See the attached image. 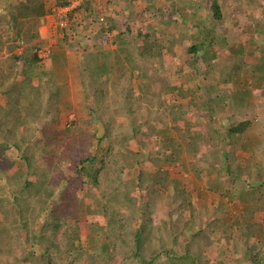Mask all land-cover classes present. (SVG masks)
Masks as SVG:
<instances>
[{"label":"trees","instance_id":"obj_1","mask_svg":"<svg viewBox=\"0 0 264 264\" xmlns=\"http://www.w3.org/2000/svg\"><path fill=\"white\" fill-rule=\"evenodd\" d=\"M74 1L0 0V24L5 23L10 26L9 30H6L7 41L9 44L14 43L9 46L10 57L6 62L10 63L8 71H10L11 77H16L15 85L8 88L11 78L0 71V96L5 97V102L2 101V103L7 101L10 109L14 110L13 113L15 112V129L17 125L23 127L25 123L29 124V109L31 110V108L37 110L44 121L48 118L43 114L45 109L44 103H40L42 99L40 98L37 108H35L36 96L32 97L30 93L26 92L27 88L33 87L30 78L40 72V64L44 60L38 50L45 44L42 41L39 44L34 43L36 40H40L38 30L40 21L52 12L54 14L59 8L70 7ZM119 1H122V6L124 3L128 6L123 7L126 8L125 14H122L114 5ZM131 1L136 2L137 0H104V3H100L104 8L107 4L113 6V9L107 14L110 15L109 19H105L101 17V12L95 10L97 5L94 0H82L81 5L68 14L70 22H67V28H62L71 32H66L67 35L62 40L66 37H72L74 40L78 38L75 45L80 47L79 51L84 57L82 63L79 64V69L82 70L81 85L84 80L86 86V90L82 87L83 104L91 97V89L98 94L94 106L89 107L87 118L81 120L76 126L78 130L74 131L73 142H77L82 151H85L94 140L99 144L105 139L114 140L110 152L113 153L112 161L115 168H112L111 163L109 169L106 166L108 175H105L104 179L113 183L111 184L112 190L108 184H105V188L109 193L108 201L116 203H114L112 214L104 206L103 217L98 220V222L106 221V239L103 240L100 235L92 236L90 239L91 250L94 254L81 252L82 257L80 256L79 263H77L73 251L77 250L75 242L80 237V227L75 222H69L77 218L75 211H73L74 219L68 217L70 214L67 212L62 213L59 210L51 215L49 203H43L40 206L41 203L37 201L33 204L28 201L24 202L19 197L22 206L20 211L18 207H14L17 208L15 210L19 218L16 223L25 231L27 242L31 244L30 249H26V252L23 251V254L32 264H64L63 255L53 258V255L63 253L66 258H71L67 264H162L164 262L174 264V261L180 262L182 259H177L178 254L173 247L168 245L164 231L167 227L178 231L181 226L164 219L157 221L154 218L155 212H160V209H156L158 203L173 198L172 202L175 205L180 203L183 212L186 213L183 218L185 219L184 223L188 224V229L183 225V230L189 233L185 236L184 252L180 255L181 258L189 260L188 264H264V180L254 179L259 176L261 166L257 167L251 163H247L245 166L235 165V162H238L236 154L221 151L217 157L221 161L220 164L223 165L218 172V183L216 182L217 184L214 185V191L217 193L214 196L215 200L209 201V205L201 204L202 207L196 202L200 195L194 190L195 188L187 189L186 186L181 185L182 188L178 187L171 191L166 189V184L170 179L168 170H156L152 180H147V175L142 172L140 182L147 181L145 187L147 186L148 190L147 194L143 192L138 197L133 195L136 191L134 184L123 180L127 169L126 163L129 161L135 164L139 163V158L146 151L149 152L151 158L157 156V162L164 161L169 165L176 161L185 163L186 159L182 156L184 152L191 154V157H194L195 153L200 154L199 162H208L210 156L206 153V141L210 138L214 140L222 137V132H218L216 124L218 123L216 116L222 108V106L220 107L222 100L232 97L235 100L234 104L238 105L235 107L241 109L243 99L238 96L242 93L246 97H250L251 88L264 92V75L261 77L259 74L260 77L251 84H248L249 79H247L253 75L252 72L257 75L261 71L258 68L264 67V43L260 42L261 46L258 47L257 41L258 48L255 49L260 65L244 68L243 74H239L240 72L233 71L229 61L215 60L217 57L212 45H219L218 40H221L220 42L225 40V37L216 35V32L219 31L218 24L223 16L217 0H213L211 9L208 11L217 20V24L213 23V25L208 20H206L207 23L198 22L195 24V27L206 31V39H201L192 45L183 44L182 46L186 50L184 54L190 53L193 55L192 58L184 54L181 55L177 51L185 35L179 38V34L176 37L171 32L178 28L187 29L190 26L187 25V27L185 21L189 15L195 13L192 10H198L201 7L199 2L201 0H146L143 4L144 9L139 12L145 17L143 30L136 26L139 20L136 12L138 9L134 2L130 3ZM51 3H53V8ZM84 9L88 10L89 20H93L95 24H101V27L82 38V35L76 36V31L81 25L73 22V16L75 10L83 11ZM92 11H94L93 14ZM154 21L158 23L156 26L152 23ZM188 34H191V31H188ZM7 41L4 42L0 36V53ZM224 44L230 46L227 42ZM20 47L23 48L22 52L15 54L16 49ZM237 63H242L241 69L245 66L243 59ZM18 67L24 71L21 72L25 76L22 84L19 82L20 78L18 77L20 76H16ZM89 77L91 79H88ZM136 80L140 82L138 88L135 87ZM237 85L243 88L239 90ZM12 88L11 92L9 89ZM37 90L39 93L42 86L41 90L40 87ZM50 96L53 98V92ZM179 98L183 100V103H179ZM121 101L125 115L132 125L128 129L118 128L109 119L112 107L121 104ZM54 105L57 107V103ZM176 107L183 113L194 115L192 120L186 119L180 126L172 127L173 131L180 132L181 129L186 131L189 140L187 146H182L184 134L181 132L179 136H176L166 121V117L172 115ZM0 109L1 113L5 110L0 114L1 124L2 116L9 118V108L5 109L0 104ZM176 112L178 113V111ZM199 114L207 118L204 121H207L208 126L213 129V132L208 133L209 136L203 134L201 130L203 123L201 119L203 118L196 117ZM98 120L105 125L106 135L103 139L97 137ZM235 123H232L231 126L230 123L225 125L229 126L226 131L227 144L230 142L241 146L244 141L248 142L246 139H250L249 143L251 142L252 146L256 147V144L264 142L262 138L264 137V120L249 119ZM28 129L27 127L23 132L24 139L17 140L12 137L10 130L9 133L0 125V150L5 157L3 163L0 164V180L6 173V167L13 169L18 164L17 161L24 160L26 165L36 161L37 158L31 151V146L25 148L26 143L32 144L33 142ZM153 130L158 132V136L162 137L161 135H163V138L157 141L158 147H151L147 140H142L144 134ZM255 131H257L256 135ZM240 137L243 138L242 144L238 143ZM132 142L136 144V151L128 148ZM219 142L220 145L223 144V141ZM164 147L171 154H168V151H163ZM11 148L16 149L20 155V157L19 155L13 156L12 161ZM95 161L94 157L82 158L79 161L78 170L79 172L85 171L88 177L87 185L101 188L102 176L100 175L103 171L95 169ZM199 162L192 161L188 164L191 165L189 168L182 166L186 176L192 169L196 174H200L201 178L214 172H212L213 168L206 164L202 167ZM111 170H115L116 176L111 175ZM223 175L228 178L227 187L222 182ZM25 185L28 191L32 190L31 193H35V198L39 193H49L46 199L50 202L54 196H58L55 192L48 191L49 189L44 186L35 185L32 180L27 179ZM221 186V189L224 187L225 191L219 192ZM140 187L142 188V186ZM73 193V191L65 192L62 196L66 197L65 200H72L75 199L72 196ZM178 193L187 196L177 198ZM200 194L204 195L202 191ZM205 206H208L209 209L202 212L201 208H205ZM22 208L25 210V216H23L24 210L23 213L21 211ZM224 212L227 213L228 218H231L235 213L233 225L222 220L224 216L220 214ZM43 217L45 219L50 217L55 224L43 226L41 235H37L31 228V223ZM0 225L2 226L1 223ZM3 229L6 227L0 228L1 236L4 233ZM99 230L100 233L104 231L101 228ZM59 233H62L60 240L57 238ZM215 233H222V235L213 241L212 236ZM171 238L174 241L178 239L174 232L171 233ZM202 243H207L206 247L213 245L216 248V258L206 256ZM36 245L44 249V253L40 256L36 255ZM229 245L230 247H228ZM11 250L13 249L10 244L6 245L0 242V255L5 256L4 251ZM3 259L10 262L9 257Z\"/></svg>","mask_w":264,"mask_h":264},{"label":"rangeland","instance_id":"obj_2","mask_svg":"<svg viewBox=\"0 0 264 264\" xmlns=\"http://www.w3.org/2000/svg\"><path fill=\"white\" fill-rule=\"evenodd\" d=\"M76 1V0H75ZM140 1V0H139ZM137 2L136 5L140 6L143 9V4L141 2ZM218 3L221 6V11L223 12V16L221 18V22L218 24L219 31L216 32V35L218 37H225V40H222L223 42H220L221 40H218L219 45V51H218V59L217 61L226 60L231 63V67L233 71L240 72L239 74H243V69H248L249 66H259L260 63L258 62V55L255 54V49L261 46L260 41L257 40L259 36V32L261 28L264 29V0H217ZM134 2V1H133ZM132 1L130 3H133ZM129 3V4H130ZM201 7L198 8V10H192L195 11V13H192L193 15H189V17L185 21V25L190 26L185 28H178V30H173V35L179 34V38H182L183 35L185 37L183 38L182 43H180L179 47L177 48V51L183 55L186 51L182 46L183 44H194L198 41L205 40L207 37L206 31L200 30V27H195V24L200 22L201 24L207 23L206 20L209 22H212L217 24V20L212 17L208 11L211 9V5L213 3V0H201ZM78 4L75 3V6L72 4L69 8H59L49 15L47 17H44L40 23L38 30L40 32V40H36L34 44H39L40 41L46 40L48 42L49 40H53V43L55 41H60L59 45L57 46V51L53 52V72L49 69L47 71V66L44 63V61L41 62L40 66V72L35 75L34 77L30 78V82L33 85L31 88H27L26 92L30 93L32 97L36 96V100L34 101L35 108H37V105L39 103L40 98L44 101H40V103H44V109L45 113L44 116H47L46 120L44 121V118H41V114L37 113V110L34 108H31L30 111V121L29 124L25 123L23 127H18L15 129L14 123H16L15 120V112L10 109L8 102L2 103V101L5 102V97L2 95L0 96V104L5 107V109L9 108V118H5L2 116L1 118V126L5 128L6 130H10L12 132V137H15L17 140L24 139L23 132L24 130L29 128V136H31L33 142L32 144L26 143L25 148L31 146V151L35 154V157L37 158L36 161L31 162L29 165H26L25 161L19 160L17 161L18 164L12 169V167H6V173L2 180H0V228L6 227L4 230L3 235L0 238L1 243L10 244L12 246L11 251H4V255H0V264H8V263H14V264H32L31 262L26 259L25 255L23 254V251L26 252V249H30V243L27 242V237L25 234V231L20 228V226L16 223L18 214L16 213L18 207L19 211L21 208V201L19 200V197L22 199V201H28L29 203L32 202L35 204V202H39L40 206L43 205V203H49V210L51 211L50 214L53 215L58 210L62 213L67 212L70 214L71 219H74L73 211H75V215L77 218L75 220H70V223L75 222L80 227V237L76 240L75 244L77 246V250L73 251L74 257L77 258V263H79L80 256L82 257L81 252H84L86 254H94L93 250H91V237L94 235H100V237L105 240L106 239V221L98 222V220H101L100 218L103 217V210L104 206L107 207L109 213H113V207L114 203L112 201H108L109 193L105 188V184H108L111 190L113 189V186L111 182H107L104 178L105 175H108L105 168L106 166L109 169V164H112V168L114 169L115 164L112 161V155L113 153L110 152L111 145H113L114 140H103L100 144L97 141H92L91 146L85 150L82 151L81 147L77 142H73L74 139V131L77 129L76 126L79 125V122L81 120H85L88 116V110L89 107L94 106L95 104V98L98 95L95 90L91 89V97L87 99L85 104L84 98H83V89L86 90L85 81L83 80L81 85V71L79 69L80 62L82 63L84 57H82L81 52L79 51V46L75 45L77 42V39H72V37H66V39L62 38L67 35V33H71L70 31L63 30L59 25V15L58 13L61 10V14H63V11L70 10L71 8L76 7ZM53 8V3H51ZM95 10L98 12H101V17L105 19H109L107 15L110 13V11L113 9L112 5H108L104 8L100 3L96 2ZM116 6V9H118L122 14H125L124 12L126 8L128 7L125 3L124 6H122V1H119L114 4ZM74 6V7H73ZM197 8V7H196ZM115 9V10H116ZM94 10V9H93ZM114 10V11H115ZM88 10H75L74 12V21L76 24L81 25L80 28L76 31V36L82 35V38L85 37V31L90 32L91 34L94 30L99 29L101 27V24H95L92 21H90V15L87 14ZM92 14L94 11L91 12ZM96 13V12H95ZM68 14V13H67ZM70 14V13H69ZM91 14V15H92ZM190 14V13H189ZM51 15L53 17H51ZM195 15V16H194ZM113 17V16H112ZM212 18V19H211ZM70 22L68 17L66 20V26ZM143 21H139L137 25L138 28L142 26L141 24ZM154 26H156L158 23L156 21L153 22ZM214 25V24H213ZM64 28H67V27ZM0 36L2 37V40L5 42L8 40V37L6 36L7 31L9 30V25H5V23L0 24ZM81 28H86L82 29ZM144 27L142 26L140 30H143ZM188 31H191V34H188ZM67 32V33H66ZM136 34V33H134ZM138 35V34H136ZM176 36V37H177ZM74 37V36H73ZM75 38V37H74ZM10 39V38H9ZM112 41V39H110ZM256 40V41H255ZM257 41H258V47H257ZM57 42V43H58ZM224 42L229 43L230 46L227 44H224ZM222 43V44H221ZM255 43V44H254ZM11 45L14 43H10ZM9 41H7V44L3 45V49L0 53V71L3 73H6L8 77H10L8 88L12 87L16 83V77H11L10 71H8L9 64L6 62V60L10 57L9 53ZM56 44V43H55ZM53 44V46H55ZM252 47H250V45ZM187 46V45H186ZM213 46V45H212ZM62 47H65L67 50L62 49ZM114 47V46H113ZM214 47V46H213ZM254 47V48H253ZM38 48V47H37ZM234 48V49H233ZM247 48V50H246ZM46 49V48H45ZM43 48H40L38 50V53L41 54V56H44V53L46 54V50ZM113 49V48H112ZM115 49V48H114ZM23 48L20 47L16 49L14 52L15 54H19L18 52H22ZM233 50V51H232ZM235 50V51H234ZM243 50V53L241 51ZM251 51V52H250ZM27 55L29 53L27 52ZM189 56V58H192L193 55L190 53L184 54ZM241 59H243V62L245 63V66L241 69L240 65L237 62H241ZM74 61H78V67L76 69V65ZM72 64V65H71ZM67 66H70V72L67 70ZM56 67V69L54 68ZM204 67V66H202ZM251 69V68H250ZM260 69V73L258 72L257 75H255L254 72L252 76L248 80V84L254 83L255 79L261 77L264 75V67L258 68ZM23 69L16 70L18 75H16L18 78H20L21 84L24 80L25 76L21 74V71ZM75 70V71H74ZM78 70V72H77ZM9 72V73H7ZM48 72L47 76H50V79L53 78V98H50L51 96V86L50 82L47 85H44V79L46 78V74ZM260 74V75H259ZM61 75L63 77H61ZM74 75L76 78H74ZM72 78V79H71ZM88 79H91L90 77ZM13 80V81H12ZM139 81H135V87L138 88ZM42 86V90H41ZM238 86V85H237ZM40 87L39 93L38 88ZM239 90H241L243 87L238 86ZM6 88V89H8ZM11 92L12 89H9ZM84 90V91H85ZM238 90V91H239ZM252 94L250 97H246L244 93H242L238 98L243 99V105L241 106V109L239 110L235 106H238L237 104H234L235 100L230 98H226L222 100L220 107L222 108L219 110L218 115L216 116V120L218 121L217 126L219 129V133L222 132V137L220 139H214L211 138L206 141L207 146L206 153L208 156H210V160L206 163L199 162L200 161V154H194V157H191L189 153H182L184 158L186 159L185 163H180L176 161L175 163H171L170 165L168 163H165L164 161H158V157H149V152H144V155H141L139 158V163L135 164L131 161L126 163V172L124 175V181L125 182H132L134 184V188H136L135 193L133 194L135 197L140 196L143 192L147 194V186L146 182H140L141 181V173L144 172L147 175V180H152V178L155 176L156 170H168L170 172V179L168 180L166 184V189L169 191L181 187L184 185L187 189H193L196 192H198V205L201 206L204 204L209 205V201L215 200V191H214V185H216L218 182V172H220L221 165L220 160L217 156L220 155L221 151L225 152H234L236 154V157H238V162H235V165L245 166L247 163H251L254 166H261V171H259V176L255 177V180H264V142L260 143L259 145L256 144V147H253L251 142L244 141L243 145L238 146L236 143H230L226 140V131L228 130L229 126H225L226 124L230 123V126L233 124H236L235 122H244L249 119H255V121H262L264 120V92L263 91H257L256 89H252ZM90 92V89H89ZM241 92V91H240ZM55 95V96H54ZM245 97H244V96ZM230 100V101H229ZM179 103L183 100L181 98L178 99ZM57 103V107H55L54 104ZM53 109H52V107ZM110 112L109 119L118 126V128L122 129H128L132 127L130 124L129 119L125 115V109L121 104H117ZM178 111V113L176 112ZM5 112V110L2 111V113ZM176 112V113H175ZM175 112L169 116L166 117V121L169 123L170 130L173 131L174 125L183 124L186 119L192 120L194 118V115L191 113H183L178 107L175 108ZM1 109H0V114ZM53 115V116H52ZM193 116V117H190ZM189 117V118H187ZM196 117L203 118L202 120V132L205 135H208V133L213 132V129H211L210 126H208V122L204 121L207 118L202 117L201 114L196 115ZM235 121V122H234ZM98 123V132L97 137L99 134V120ZM103 124V123H102ZM104 125V124H103ZM24 128V129H23ZM75 128V129H74ZM105 128V125H104ZM78 130V129H77ZM9 131V133H10ZM16 132V133H15ZM176 136H179L182 132L184 134V140L182 146H187L189 143V140L187 139V133L185 130L181 129L180 132L173 131ZM255 135L257 134V131L254 132ZM106 135V129L105 134ZM102 138L98 139H103ZM158 136L157 131H148L147 134H144L142 137V140H147L151 147H158L157 141L159 139L163 138ZM209 136V135H208ZM264 140V137H262ZM243 138L238 139V143L240 142L242 144ZM219 141H223L222 145H220ZM205 143V142H204ZM129 149L137 150L136 144L131 143V145H128ZM11 161L14 159L13 156H18L19 152L16 151V149L11 148ZM177 150V149H176ZM175 150V151H176ZM163 151H168L166 147L163 148ZM156 153V152H155ZM171 154V152L168 151V154ZM20 157V155H19ZM84 157H94L96 158L95 161V169L98 171L102 170V187L101 188H95L93 185H87L88 177L85 174V171L79 172V161ZM216 157V158H215ZM5 160V157L0 150V164L3 163ZM10 158L8 159V161ZM192 161H197L201 164L202 167L206 164V166L213 168L212 172L207 177L201 178L200 174H196L194 172V169L190 170V173L188 176H186L185 171L183 170L182 166L190 167L191 165H188L192 163ZM5 163V162H4ZM261 163V164H260ZM175 164H177L175 166ZM186 164V165H185ZM218 166V167H215ZM215 167V170H214ZM110 174V172H109ZM111 175L116 176L115 170H111ZM223 184L227 187V184L229 183L228 178L223 175ZM32 180L35 185L44 186L45 188L49 189L51 193L55 192V194H58V196H54L50 202L46 199L49 196V193H39L37 198L34 196V192L31 193L32 190L27 189V186L25 185L26 180ZM126 179V180H125ZM128 180V181H127ZM41 181V183H39ZM217 182V183H216ZM143 184V185H141ZM182 185V186H181ZM142 186V188L140 187ZM160 187V186H159ZM219 188V187H218ZM220 191H225L221 189ZM74 192L73 197L75 199L72 200H65L66 197H63L62 194L65 192ZM200 191H202L203 196H201ZM190 191L188 190V193ZM33 195H31V194ZM187 194V193H186ZM16 195V197H15ZM187 195H183L182 193L177 194V198L179 197H186ZM18 197V199H17ZM70 198V197H69ZM173 199V198H172ZM172 199H166L164 202H159L158 207L156 209H160V212H155L154 218L158 221L161 219L167 220L172 223H177L179 226H181L178 231H173L171 227H167L164 231V237L168 241V245L170 247H173L175 249V252L178 254L177 259H182L180 262H175L174 264H188L189 260H185L181 258L180 254H183L184 252V246L186 242L184 241L185 236L188 235L183 230V225L186 229H188V224L184 223L185 219L183 218V215H186L185 212H183L181 208V204H174L172 202ZM207 199V200H206ZM51 203V204H50ZM160 204V206H159ZM160 207V208H159ZM208 206H205V208H201L202 212L208 211ZM23 208L21 209L23 213ZM212 210V208H211ZM210 213V211H209ZM235 214V213H234ZM234 214L231 218H228L227 213L220 214L221 216H224L222 220L225 223L228 224H234ZM25 216V210L24 215ZM22 216V217H23ZM19 219V218H18ZM261 221V219H259ZM51 224H55L51 220L50 217L45 219L44 217L42 219L37 220L36 222L31 223V228L34 229L35 233L37 235H41V232L43 230V226H50ZM97 227V228H96ZM99 228L103 229L100 233ZM170 228V229H168ZM195 230V229H193ZM174 232L175 236L178 237L175 241L171 238V233ZM1 234V232H0ZM222 235V233H218L212 236L213 241L219 238ZM62 236V233H59L57 238L60 240ZM187 238V237H186ZM32 243V241H31ZM99 244V242H98ZM204 244V243H202ZM207 244V243H205ZM205 253L207 257L216 258L217 256V250L216 248L212 246L206 247ZM98 246L97 244L95 245ZM230 247V245L228 246ZM15 250V251H14ZM14 251V253H11ZM29 251V250H27ZM36 255H41L44 253V249L41 246L36 245ZM51 252H53V249H51ZM176 254V255H177ZM63 255V263L67 264L71 258H66L65 254H58L56 256L53 255V258H57V256ZM237 257L239 255H236ZM4 257H9L10 262L4 260ZM231 257V256H230ZM211 258V259H212ZM210 259V260H211ZM211 262V261H210ZM209 262V263H210ZM101 263V262H99ZM162 264H168V262H164ZM171 264V263H169ZM215 264V263H212Z\"/></svg>","mask_w":264,"mask_h":264},{"label":"crops","instance_id":"obj_3","mask_svg":"<svg viewBox=\"0 0 264 264\" xmlns=\"http://www.w3.org/2000/svg\"><path fill=\"white\" fill-rule=\"evenodd\" d=\"M145 1L146 0H140L139 2H141L142 4H144ZM193 12H195V11H193ZM51 17H53V16L51 15ZM140 27H142V26H140ZM82 29H86V28H81V30ZM261 29H262V32L260 30L261 34L259 35L258 41H260L261 43H264V29L263 28H261ZM90 33H91V31L90 32L89 31L88 32L85 31V34L84 35H90ZM42 42L45 44L44 49L46 48L45 49L46 50V54L44 53V56L43 57L41 56V54H40V56L44 59L43 61H44V63L47 66V68H46L47 71L50 69L53 72V52L54 51L55 52L57 51V49H58L57 46L59 45V42L60 41L59 42L58 41H55L53 43V40H49L48 42H46V40L45 41L42 40ZM53 44H55V46H53ZM62 49L67 50L65 47H62ZM74 62H75L76 69H77L79 63H78V61H74ZM54 68L56 69V67H54ZM67 70L70 72V66L69 67L67 66ZM77 72H78V70H77ZM47 75H48V72H47V74L45 76L46 78L43 80L44 81V85H47V83H45L46 81L48 83L50 82L51 94H52V92H53V78L50 79V76H47ZM61 77H63V76L61 75ZM74 78H76L75 75H74Z\"/></svg>","mask_w":264,"mask_h":264},{"label":"clouds","instance_id":"obj_4","mask_svg":"<svg viewBox=\"0 0 264 264\" xmlns=\"http://www.w3.org/2000/svg\"><path fill=\"white\" fill-rule=\"evenodd\" d=\"M139 0H137L136 2L134 1V4H135V6H136V8L138 9V11H136L137 12V14H138V16H139V20H138V22L139 21H143V23L141 24L143 27H145L144 26V23H145V17H143L139 12H141V10H143L139 5L137 6L136 5V3L138 2ZM78 1H74V3H73V5L75 6V3H77ZM199 2H201V1H199ZM102 3H104V0L101 2V4ZM79 5H81V3L80 4H77V6L76 7H78ZM73 6V7H74ZM76 7H74V8H71L69 11H68V14L72 11V10H74ZM67 8H69V7H67ZM61 9V8H60ZM68 14H67V17H68ZM147 19V18H146ZM102 20V19H101ZM153 23V22H152ZM137 26V25H136ZM141 28V27H140ZM214 46V48H215V52H214V54L216 55V57L218 56V51H219V48H218V45H213ZM218 59V57L215 59V60H217Z\"/></svg>","mask_w":264,"mask_h":264},{"label":"built area","instance_id":"obj_5","mask_svg":"<svg viewBox=\"0 0 264 264\" xmlns=\"http://www.w3.org/2000/svg\"><path fill=\"white\" fill-rule=\"evenodd\" d=\"M103 0H94V2L101 3ZM82 0H78V4H80ZM69 10L63 11V14H61V10L58 13L59 15V25L61 28H64L66 26V20H67V13Z\"/></svg>","mask_w":264,"mask_h":264},{"label":"water","instance_id":"obj_6","mask_svg":"<svg viewBox=\"0 0 264 264\" xmlns=\"http://www.w3.org/2000/svg\"><path fill=\"white\" fill-rule=\"evenodd\" d=\"M105 134V128L104 125L102 123H99V134L98 137L102 138Z\"/></svg>","mask_w":264,"mask_h":264},{"label":"bare ground","instance_id":"obj_7","mask_svg":"<svg viewBox=\"0 0 264 264\" xmlns=\"http://www.w3.org/2000/svg\"><path fill=\"white\" fill-rule=\"evenodd\" d=\"M76 1H78V0H76Z\"/></svg>","mask_w":264,"mask_h":264}]
</instances>
